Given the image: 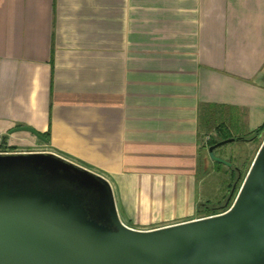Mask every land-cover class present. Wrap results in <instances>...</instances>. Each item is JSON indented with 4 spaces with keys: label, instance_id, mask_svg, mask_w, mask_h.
<instances>
[{
    "label": "crops",
    "instance_id": "crops-1",
    "mask_svg": "<svg viewBox=\"0 0 264 264\" xmlns=\"http://www.w3.org/2000/svg\"><path fill=\"white\" fill-rule=\"evenodd\" d=\"M263 123L264 0H0V141L102 175L132 228L197 219L205 134Z\"/></svg>",
    "mask_w": 264,
    "mask_h": 264
},
{
    "label": "water",
    "instance_id": "water-1",
    "mask_svg": "<svg viewBox=\"0 0 264 264\" xmlns=\"http://www.w3.org/2000/svg\"><path fill=\"white\" fill-rule=\"evenodd\" d=\"M3 165L0 264H264V142L228 210L149 230L122 221L102 175L58 153H0Z\"/></svg>",
    "mask_w": 264,
    "mask_h": 264
},
{
    "label": "rangeland",
    "instance_id": "rangeland-1",
    "mask_svg": "<svg viewBox=\"0 0 264 264\" xmlns=\"http://www.w3.org/2000/svg\"><path fill=\"white\" fill-rule=\"evenodd\" d=\"M205 136L209 137L207 140L209 141L211 138L219 139L221 135L218 133L216 125L212 124ZM247 138L250 136L248 135ZM263 142L264 134L258 139L256 138L254 142L237 139L227 142L213 151H210L209 148L206 149L204 155L206 159L210 155V165L209 167L204 165L200 169L199 196L205 200H211L215 206H223L230 194L231 187L239 178L233 193H231L233 195L232 206ZM3 145L4 143L1 142L0 151L9 150V146ZM35 149L44 150L41 147ZM8 170L9 168L3 165L0 168V175L8 173Z\"/></svg>",
    "mask_w": 264,
    "mask_h": 264
},
{
    "label": "trees",
    "instance_id": "trees-1",
    "mask_svg": "<svg viewBox=\"0 0 264 264\" xmlns=\"http://www.w3.org/2000/svg\"><path fill=\"white\" fill-rule=\"evenodd\" d=\"M218 130H219L218 133L221 135L220 139L211 138L208 141L209 148L212 147L213 145L219 143L220 141H222L224 139H228V138H235V140L238 139V140H242V141L256 140V138L258 139L262 134H264V123L260 127H258L256 130H254L252 133L249 134L250 138H247L248 135L239 136V137H232L229 133H227L225 131V129L223 127H220ZM41 135L43 137L47 138V139L49 138V133H41ZM3 146L7 147V145H5V144ZM9 148L14 149L15 147L9 146ZM238 180H239V178H238ZM238 180L235 183H237ZM231 193H232V188L230 190V194H229L225 204L223 206H220V207L215 206V205H213L210 202L199 203L198 207H197V216H198V218L199 217L200 218L201 217H207V216H210V215H215V214L224 212L227 209H229V207L231 206V203H232V198H233V195Z\"/></svg>",
    "mask_w": 264,
    "mask_h": 264
},
{
    "label": "flooded vegetation",
    "instance_id": "flooded-vegetation-1",
    "mask_svg": "<svg viewBox=\"0 0 264 264\" xmlns=\"http://www.w3.org/2000/svg\"><path fill=\"white\" fill-rule=\"evenodd\" d=\"M12 147H15V146H12ZM22 152L24 153V152H34V151H31V150H19L17 147H15L14 149L9 148V150H6V151H0V153H22ZM235 185H236V183L234 184L233 187H231L232 188V193L234 191Z\"/></svg>",
    "mask_w": 264,
    "mask_h": 264
}]
</instances>
